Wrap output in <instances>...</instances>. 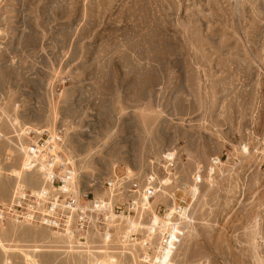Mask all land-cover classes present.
Segmentation results:
<instances>
[{"label": "rangeland", "instance_id": "374dc122", "mask_svg": "<svg viewBox=\"0 0 264 264\" xmlns=\"http://www.w3.org/2000/svg\"><path fill=\"white\" fill-rule=\"evenodd\" d=\"M53 127L83 189L128 166L156 176L152 213L193 216L170 264H264V0H0V201L41 187L24 150ZM57 230L0 218V264L155 254L145 229Z\"/></svg>", "mask_w": 264, "mask_h": 264}, {"label": "built area", "instance_id": "2783aa9c", "mask_svg": "<svg viewBox=\"0 0 264 264\" xmlns=\"http://www.w3.org/2000/svg\"><path fill=\"white\" fill-rule=\"evenodd\" d=\"M28 133L33 137L25 146L22 166L40 175L41 187L28 190L17 184L9 200L0 201V216L30 220L61 230L66 235L72 232L78 239L97 231L102 239L109 238L110 242L123 237L132 243L145 229L152 235L151 239H158L163 248L172 243L175 252L193 216L184 214L186 210L182 205L168 214L152 213L151 199L158 191L154 174L142 180L137 171L128 166L122 170L115 168L104 181L102 193L94 194L81 187L75 160L67 152L61 128L31 130ZM166 158L171 166L173 157ZM147 212L151 214L144 222ZM130 219L144 227L132 228L127 238L124 231L129 230ZM167 222L170 224L165 225ZM176 227L178 231H175Z\"/></svg>", "mask_w": 264, "mask_h": 264}, {"label": "bare ground", "instance_id": "6f19581e", "mask_svg": "<svg viewBox=\"0 0 264 264\" xmlns=\"http://www.w3.org/2000/svg\"><path fill=\"white\" fill-rule=\"evenodd\" d=\"M218 162H219L218 159L213 160L214 165L216 163H218ZM20 172L22 173L23 170L21 169ZM200 180H201V178H200V175H199L198 176V181H200ZM3 217H5V216H0V218H3ZM12 219L15 222L25 221L27 223L33 224V222H30V220H19L18 218H16V219L12 218ZM129 223H130L129 230H127V231L125 230L124 231V234L126 235L127 238L130 236V230L132 228L135 229L137 226L144 227L142 225V223H139V222H137V221H135L133 219H130ZM35 224H37V223H35ZM168 224H170V223L169 222L165 223V225H168ZM57 231L59 232V230H57ZM175 231H178V227L175 228ZM59 233L62 234L61 231ZM68 236H69V238H74V234L72 232ZM151 238H152V235L147 233V231H146L145 236H142V239L140 238V241L138 240L139 237L138 238H134L133 240H135V241L132 242V243H130V241H128V240H123V237H121V240H119V239L118 240L123 242L122 243L123 248H127V247H129V245L136 244V242L139 241L140 244L143 245L144 248L147 247V248L153 249L155 254L151 257V255L148 254L147 250H145V255L142 256L143 258H141L142 260H145L147 262H151V264H170L171 263V259H172L173 254H174L173 244L171 243V246L169 245L168 248L167 247L163 248L161 245H159V243H156V245H154V247L152 248L151 246H152L153 243H150ZM129 240H132V239H129Z\"/></svg>", "mask_w": 264, "mask_h": 264}]
</instances>
